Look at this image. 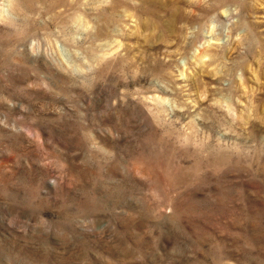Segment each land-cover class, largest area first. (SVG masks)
<instances>
[{
  "label": "rangeland",
  "instance_id": "1",
  "mask_svg": "<svg viewBox=\"0 0 264 264\" xmlns=\"http://www.w3.org/2000/svg\"><path fill=\"white\" fill-rule=\"evenodd\" d=\"M0 264H264V0H0Z\"/></svg>",
  "mask_w": 264,
  "mask_h": 264
}]
</instances>
